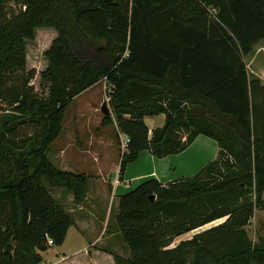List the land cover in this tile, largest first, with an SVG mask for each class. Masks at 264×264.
Listing matches in <instances>:
<instances>
[{
    "label": "trees",
    "instance_id": "obj_1",
    "mask_svg": "<svg viewBox=\"0 0 264 264\" xmlns=\"http://www.w3.org/2000/svg\"><path fill=\"white\" fill-rule=\"evenodd\" d=\"M45 28L58 35L41 96L27 63ZM260 44L264 0H0V264H41L50 240L64 244L73 220L49 189L79 205L90 178L49 154L68 107L102 80L112 109L102 125L129 140L121 172L145 151L181 154L200 135L219 147L194 178L149 179L120 197L129 257L115 264H264V237L253 243L245 231L264 209V85L245 63ZM160 115L150 137L145 118Z\"/></svg>",
    "mask_w": 264,
    "mask_h": 264
},
{
    "label": "crops",
    "instance_id": "obj_2",
    "mask_svg": "<svg viewBox=\"0 0 264 264\" xmlns=\"http://www.w3.org/2000/svg\"><path fill=\"white\" fill-rule=\"evenodd\" d=\"M53 36L56 39L55 35ZM165 120L164 115L145 118L150 137L153 131L164 127ZM127 140L125 135L119 134V141L122 144L120 164L105 167L99 162L98 183L93 187L88 186L85 202L76 205V209L72 210L76 220L72 218L73 226L69 229L64 244L56 249L58 251L49 264H115L114 255L118 254L123 246L119 241L120 235L116 227L120 197L135 190L149 179L167 185L176 180L194 178L206 165L215 161L219 154L217 142L200 135L181 154L159 159L149 151H145L140 154L137 161L129 164L121 172V158L127 151L123 145ZM99 144V148L105 145L102 139H99ZM61 169L69 172L71 170L69 166ZM62 194L65 196L63 191ZM68 197L73 201L72 195ZM112 201L114 207L112 206L110 215L106 218L105 207L109 208ZM114 208L116 211L112 215ZM68 242L74 246L69 250L66 249ZM53 247L50 246L49 250L42 254L43 261L49 256Z\"/></svg>",
    "mask_w": 264,
    "mask_h": 264
},
{
    "label": "rangeland",
    "instance_id": "obj_3",
    "mask_svg": "<svg viewBox=\"0 0 264 264\" xmlns=\"http://www.w3.org/2000/svg\"><path fill=\"white\" fill-rule=\"evenodd\" d=\"M53 35L57 38L56 35L58 34L54 29H39L37 31L36 41L30 43L28 49L27 68L28 70L36 71L37 75L32 81V85L41 96H46L47 90L45 85L41 84L39 73L47 67L44 52L50 48L52 42L55 40ZM245 63L251 76H257L264 85V45H258L254 53L245 59ZM110 90L111 88L107 84V81L102 80L99 84L95 85L94 88L91 87L72 102L67 109L62 133L51 146V152L49 154L50 160L58 168L61 169L65 168V166H69V168H71L70 172L89 176V187H93L98 183V171H100L99 162L105 167L111 164H120V149L122 144L118 140V132L114 126L102 125L105 118L102 113L103 104L108 106L110 115H112L109 98ZM23 134L30 135V132L29 130L23 129ZM98 138L102 139L105 143L103 147L99 148L100 144ZM98 155L100 156L98 157ZM49 192L56 202H59L65 210L70 213V216L76 220L74 211L72 210L76 209L75 206L78 204H76L74 200L70 201L69 195L63 196L62 189L50 188ZM113 204L114 201L110 203L109 208L105 207L106 218L109 217L112 206L114 207ZM115 211L116 209L114 208L112 215H114ZM112 220L114 223V216ZM224 221L225 220L216 221L194 232L179 237L169 248H175L182 241L191 240L195 235L214 228L224 223ZM245 231L248 238L253 243H256L258 239L264 237V209L255 210ZM119 241H121V238ZM70 243L71 242H68V246H66L68 250L74 247L71 246ZM48 244L49 246H53V243L50 241ZM56 249H58V247L54 246L53 250H51L49 256L42 264H49L53 261L55 252L58 251ZM118 254L129 257V253L124 246L119 249Z\"/></svg>",
    "mask_w": 264,
    "mask_h": 264
},
{
    "label": "water",
    "instance_id": "obj_4",
    "mask_svg": "<svg viewBox=\"0 0 264 264\" xmlns=\"http://www.w3.org/2000/svg\"><path fill=\"white\" fill-rule=\"evenodd\" d=\"M102 113H103L104 116H109L110 115L109 108H108V106L106 104H103V106H102ZM151 201L152 202L155 201V197L154 196L151 197Z\"/></svg>",
    "mask_w": 264,
    "mask_h": 264
},
{
    "label": "built area",
    "instance_id": "obj_5",
    "mask_svg": "<svg viewBox=\"0 0 264 264\" xmlns=\"http://www.w3.org/2000/svg\"><path fill=\"white\" fill-rule=\"evenodd\" d=\"M128 145H129V140H127L126 142H124V145H123L124 149H127L128 148ZM50 242H52V241L50 240Z\"/></svg>",
    "mask_w": 264,
    "mask_h": 264
}]
</instances>
